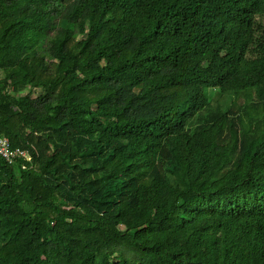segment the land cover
Listing matches in <instances>:
<instances>
[{
  "label": "trees",
  "instance_id": "16d2710c",
  "mask_svg": "<svg viewBox=\"0 0 264 264\" xmlns=\"http://www.w3.org/2000/svg\"><path fill=\"white\" fill-rule=\"evenodd\" d=\"M0 72V264H264V0H0Z\"/></svg>",
  "mask_w": 264,
  "mask_h": 264
},
{
  "label": "built area",
  "instance_id": "2783aa9c",
  "mask_svg": "<svg viewBox=\"0 0 264 264\" xmlns=\"http://www.w3.org/2000/svg\"><path fill=\"white\" fill-rule=\"evenodd\" d=\"M0 157L10 165L20 159L30 162V156L23 150L12 148L9 140L5 137H0ZM24 167L22 166V169Z\"/></svg>",
  "mask_w": 264,
  "mask_h": 264
},
{
  "label": "rangeland",
  "instance_id": "374dc122",
  "mask_svg": "<svg viewBox=\"0 0 264 264\" xmlns=\"http://www.w3.org/2000/svg\"><path fill=\"white\" fill-rule=\"evenodd\" d=\"M2 77V72H0V78ZM27 91H24L23 92V94H25ZM34 93H33V97H35V96H37L41 91L40 90H34L33 91ZM210 99L211 100H215V101H218V100H220L221 99V97H220V95H219V93L218 92H213V93H211V96H210Z\"/></svg>",
  "mask_w": 264,
  "mask_h": 264
}]
</instances>
